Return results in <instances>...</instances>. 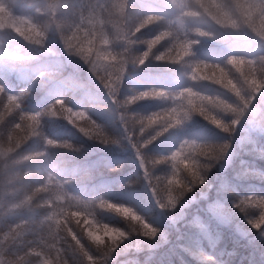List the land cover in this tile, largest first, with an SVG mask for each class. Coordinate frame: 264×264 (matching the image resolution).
<instances>
[{
  "label": "clouds",
  "instance_id": "9594fccd",
  "mask_svg": "<svg viewBox=\"0 0 264 264\" xmlns=\"http://www.w3.org/2000/svg\"><path fill=\"white\" fill-rule=\"evenodd\" d=\"M130 9L125 16L126 39L120 40L119 31L114 37L100 35V40L112 41L99 50L104 56H86L77 50L74 58L64 57L80 27L77 19L36 17L37 39L23 36L21 42L8 33V39L26 47L30 55L24 62L8 61L0 70V92L6 93L3 103H11L22 122L36 117L31 125L9 124L8 139L14 138L15 145L8 159L14 163L47 160L52 150H70V166L84 173L74 178L75 183L94 180L99 167L112 171L122 166V161L104 157L89 159L94 150L130 149L141 171L135 179L131 175L123 179L121 186L143 181L145 195L170 217L186 215L185 206L195 201L196 190L207 196L215 188V198L206 199L203 211L217 224L224 223L216 215L217 208L223 207L230 217L242 214L256 230L251 240L264 242V221L259 226L253 223L264 214V188L259 193L240 191L251 181L264 185V167L257 165L258 160L264 161V0H189L174 13L180 18L179 28L174 19L146 14L135 5ZM153 22L159 30L145 36L142 29ZM205 40L218 49L200 54L197 46ZM177 50H182L179 56L174 55ZM150 61L175 66L180 87L149 82L140 88L133 83L123 92L125 79L147 81L137 70ZM24 73L30 80H22ZM12 81L19 85L15 90ZM29 88L51 98L50 102L33 110ZM149 98L167 101V105L150 111L134 108ZM196 116L211 127L190 130L187 125ZM44 118L53 126L66 122L70 129L65 138L49 136ZM165 134L171 137L167 154L150 151L149 146ZM81 152H86L85 158L76 159ZM162 164L167 171L158 174L156 169ZM229 168H234L232 181L214 185L213 170L224 173ZM10 175L18 187L9 189L15 198L8 207L29 213L43 208V212L39 218L30 215L8 225L3 236L5 240L11 237L13 243L0 248V264H144L131 253L138 250L142 237L154 239L161 229L130 198L68 196V185H61L65 178L61 170L41 165L13 169ZM229 195L233 198L228 199ZM196 219L202 217L197 214ZM205 225L208 232L215 231L214 243L219 244L222 232L213 229L210 221ZM17 237L21 238L18 243Z\"/></svg>",
  "mask_w": 264,
  "mask_h": 264
},
{
  "label": "trees",
  "instance_id": "16d2710c",
  "mask_svg": "<svg viewBox=\"0 0 264 264\" xmlns=\"http://www.w3.org/2000/svg\"><path fill=\"white\" fill-rule=\"evenodd\" d=\"M39 1V0H38ZM37 0L34 2V0H22V2H26L28 3V5L31 7H29L28 5H26V8L22 9V11H20L19 13V16H16L17 18H14V17H11L9 19V23L10 25L12 26L13 29H16V36L20 37V41L22 40L23 41V36L24 35H27L29 36L30 38L32 39H37L38 38V28L36 27L35 28V25H36V22H35V18L36 17H43L44 19H48L49 16H50V19L53 20V21H60V20H63V21H66L67 19V15L69 13H73L75 12V7H72L71 3L69 2V0H64V6L61 7V8H64V10H60L58 11L59 9L61 8H55L56 11H54V9L52 10L51 7H50V2L49 0H41L38 2ZM31 2V4H30ZM43 2V3H42ZM186 4L187 2H189V0H185ZM141 3V4H140ZM137 2L134 0V2H132V5H135L136 8L138 10H144V12H146V14H150L152 13L153 15H159V17L161 18H164V14L161 13L158 5H153V6H148L146 3H144L143 1L141 2ZM49 4V5H48ZM140 4V5H139ZM33 5V6H32ZM47 5V6H46ZM34 6H38L37 8H35ZM49 6V7H48ZM140 6H143V7H140ZM32 7H34L32 9ZM41 7V8H40ZM46 7V8H45ZM50 8V9H49ZM42 9V11H41ZM45 9V10H44ZM26 10V11H25ZM68 10V12H67ZM131 11V9L129 8V11L127 13H129ZM6 12V10L4 11ZM50 12V13H49ZM60 12V13H59ZM149 12V13H148ZM188 12V9L185 8V13L187 14ZM39 13V14H38ZM41 14V15H40ZM45 14V15H44ZM117 14H123V10L122 9H118L117 11ZM150 14V15H152ZM37 15V16H35ZM43 15V16H42ZM124 15V14H123ZM33 17V18H32ZM62 17V18H60ZM55 18V19H54ZM26 20L27 23H26ZM21 23H20V22ZM33 23H32V22ZM16 22V23H15ZM19 22V24H17ZM24 23V24H23ZM154 23V24H153ZM152 24H150L149 26H147L146 28L142 29V32L145 33V36H148V35H151L153 33L156 32V30L158 31L159 30V26H158V23L156 22H153ZM15 24V25H14ZM23 24V25H21ZM18 25V26H17ZM157 26V28H156ZM19 29H18V28ZM153 27V28H151ZM22 28V29H21ZM25 28H29L30 30L28 29H25ZM26 31H25V30ZM37 31H36V30ZM32 30V31H31ZM34 30V31H33ZM19 31V32H18ZM29 34H27L28 32ZM88 31V32H87ZM87 31H82L80 33V35L78 37H74L76 40V46H84L85 47V51H88V50H92L96 44V40L98 39V35H97V32H96V29L95 30H87ZM94 31V32H93ZM23 32V33H22ZM90 32V33H89ZM8 33L9 32H5V31H2V35L5 36V41L7 42V44H9L10 46H12L13 48H16L18 50H20L22 52L23 55L25 56H29L30 53L28 51V49L26 47H22L19 43H14L13 41L9 40L8 39ZM34 34V36H33ZM96 37H94V35ZM93 37V38H92ZM73 39V37H72ZM71 39V40H72ZM85 39V41H84ZM71 40L69 42V45H68V49L72 46V43H71ZM80 40V41H79ZM21 41V42H22ZM88 42V43H87ZM90 42V43H89ZM207 42V41H206ZM210 42V41H209ZM207 42V44L209 43ZM83 43V44H82ZM212 43V42H210ZM18 44V45H17ZM82 44V45H81ZM19 46V47H18ZM92 46V47H91ZM142 47V46H141ZM26 50V52H25ZM174 55L176 56L177 55V52L174 53ZM8 61H14L16 62L15 60L13 59H10V58H6V57H0V69L2 70L5 65H6V62ZM158 62V61H157ZM167 63V62H166ZM169 64V63H168ZM167 65V64H166ZM165 65V66H166ZM159 66H164V65H159ZM158 69V68H156ZM161 72L162 73H167L168 70L161 67ZM160 72V74H161ZM219 75V74H218ZM162 76V75H160ZM22 80L23 81H28L30 80V75L28 73H26L25 77L22 76ZM14 86V87H13ZM19 85L17 84L16 81H12L11 82V87L12 89H16ZM32 90H28V94L31 95L32 99H30V103H31V107L33 110H39L40 107L44 106L45 104L49 103L51 98L49 97H45L42 93H39V92H33ZM31 93V94H30ZM34 96V97H33ZM6 97V93L4 92H0V148L3 150L2 153L0 154V177H2V180L0 179V246H8L10 245L11 243H13V241L11 240V237L8 238V240H5L4 239V236H3V232L5 231V229L8 227L9 224H14V223H17L18 220H20L21 218L23 219H28V217L30 215L32 216H35L36 218H39L41 215H42V212H43V208H37L35 209L32 213H29L27 212L26 210H15V209H12V208H9L8 207V204L11 200H13L15 198V193L11 192L9 189L10 187L12 186H17L16 185V181L11 177L10 175V171L12 169H21L24 168V167H27V166H31L34 167L38 164V165H41L42 167L44 168H54V169H60L61 167V164L64 165L66 164L65 162L67 163H70L71 162V155H70V150H65V149H56V150H52L53 151V156L48 158L47 160H41L39 158L35 159L33 158V160L31 162H12V161H8L9 159L6 158L8 157L11 153L9 151L10 148H12V146L14 147L15 145V139L13 138L12 140H9L8 139V127H9V124L12 123V122H17L18 123H26V124H34V121L31 120V119H27L25 121H20V119L18 118L19 117V113L17 112V110L15 109V107L9 103L7 105H5L3 103V100L4 98ZM40 97V98H39ZM35 98V99H34ZM43 98V99H42ZM49 98V99H48ZM40 101V102H39ZM44 103H43V102ZM17 103H19V101H17ZM38 105V106H37ZM28 105L25 104L24 107H27ZM37 106V107H36ZM18 118V119H17ZM47 121V122H46ZM46 122V124H45ZM43 123H44V130L47 128H49V132L50 133H47V131L45 130V132L49 135V136H53L54 135H58L60 136L61 138H65L66 136V133L67 131L70 129V126L67 125L66 122L64 121H60L58 123V127L57 126H53L51 124V122L49 121V119L47 118H44L43 120ZM206 125V123H204ZM197 126L201 127L202 124H196ZM208 125V124H207ZM53 127V128H52ZM197 128V127H196ZM52 130V131H50ZM55 132V133H53ZM58 132V133H57ZM60 134V135H59ZM21 135H23V133H21ZM65 135V136H64ZM11 146V147H10ZM37 146L33 145V150H38ZM4 149H7L6 151H4ZM55 151L56 154H55ZM4 152V153H3ZM63 152V153H62ZM69 152V153H68ZM68 153V154H67ZM67 154V155H66ZM7 155V156H6ZM60 155V157H59ZM70 155V156H68ZM86 156V153L84 154V152H81L79 153L77 156H76V159H79V160H83L85 157L83 156ZM67 156V157H66ZM98 157H102V156H98ZM98 157H94L92 158V160H96ZM54 158V159H53ZM89 158V157H88ZM244 159H252L251 157H243ZM7 160V162L5 160ZM61 159V160H59ZM238 160L236 161V163L238 164L239 163V157L237 158ZM37 160V161H36ZM39 160V161H38ZM53 160V161H51ZM113 160H116V161H122V166L119 167V168H116L115 170H112L110 172H108L109 170L107 168H104V167H99L97 169V177H95L96 179L92 180V181H88V180H82V181H76L75 183H73L74 181V178L77 177V176H83V171H77L76 173H74L75 171L72 170V167L69 165H67V170L64 171V170H61L62 171V174L64 175V179L65 180H62L61 181V185H68L69 187H67L66 191H67V194L68 196H73V197H80V196H84V197H90V196H93L94 194H100L104 189H107V191L110 192V197H112V199H122V198H130L132 200V202L136 205L137 209L145 216V218H148L147 217V214H148V209L147 207L145 208V206L143 204H140L142 202V197L144 196V189H143V182L141 181L140 184L139 183H136L134 185H127V184H124L123 186L120 185V182L129 177V175H131V178L132 179H135L136 178V175L140 173V169L139 168H136L134 167L133 164H131L129 161V159H113ZM61 162H64V163H61ZM39 162H41L39 164ZM56 162V163H54ZM4 163V164H3ZM10 163V164H9ZM21 163V164H20ZM29 163V164H28ZM5 164H8V165H5ZM15 164V165H14ZM19 164V165H18ZM36 164V165H35ZM22 165V166H21ZM132 165V166H131ZM257 165L259 167H264V162L263 161H257ZM54 166V167H53ZM9 167V168H8ZM20 167V168H19ZM33 167V168H34ZM56 167V168H55ZM127 167V168H126ZM129 167V168H128ZM161 170V174L165 173V171L162 169V167L158 166ZM102 168V169H101ZM126 168V169H125ZM7 169L9 171H7ZM107 169V171H106ZM137 169V170H136ZM231 169V170H229ZM227 173H220L217 177V180L216 181H220V180H228L229 178V181H232V174H233V171H234V168H229ZM6 170V171H5ZM104 172H102V171ZM118 170V171H117ZM5 171V173H4ZM71 171V172H70ZM106 171V172H105ZM122 171V172H121ZM139 171V172H138ZM80 174H79V173ZM102 174H99L101 173ZM108 172V173H107ZM115 172V174L113 173ZM117 172V173H116ZM121 172V173H120ZM67 173V174H66ZM112 173V174H110ZM231 173V174H230ZM2 174V175H1ZM5 174V175H3ZM108 174V175H107ZM134 174V175H132ZM136 174V175H135ZM225 175V176H224ZM6 176V177H5ZM100 176V177H99ZM231 177V178H230ZM100 178V179H99ZM103 181H102V179ZM99 179V180H98ZM110 181H109V180ZM118 179V180H117ZM121 180V181H120ZM67 181V182H66ZM70 181V183H69ZM98 181V182H97ZM109 181V183H108ZM113 181V182H112ZM100 182V183H99ZM105 182V183H104ZM234 182V181H233ZM258 182V183H256ZM87 183V184H86ZM89 183V184H88ZM102 183V184H101ZM108 183V184H107ZM117 183V185H116ZM83 184V185H82ZM106 184V185H105ZM139 184V185H138ZM135 185L139 186V187H135ZM214 185H218L217 183H215ZM96 186V188H95ZM101 186V187H100ZM103 186V187H102ZM132 186V188H131ZM247 188H246V187ZM241 186L240 188V191L241 192H245V191H251V192H257L259 193L261 190H262V187L264 188V185H262L259 181H251L249 184H245ZM252 186V187H250ZM76 187V189L74 188ZM97 187L99 189H97ZM106 187V188H105ZM109 187V188H107ZM119 188L118 189H114V188ZM249 187V188H248ZM255 187V188H253ZM121 188V189H120ZM243 188H246V189H243ZM65 191V189L63 188H60L58 189L59 191ZM102 189V190H101ZM75 190V191H74ZM101 190V191H100ZM114 190V191H113ZM62 191V192H63ZM71 191V192H70ZM98 191V192H97ZM121 191V193H120ZM132 191H134L132 193ZM215 188H213V190H211L209 193H208V197L206 198H202V199H199L198 201H195L193 202L191 205H189V209L187 208V213H186V216L185 218L186 219H183V224H179L177 225V227L175 229H177L176 231H173V234L172 233V230L168 229L166 225H157V227H159L161 229V226L162 230L161 229V234H162V243H160V245L156 246L155 248L151 249V251L149 252L150 254H147L146 252H140V250L138 251H135L133 253H131V255L133 256H137L139 258V260L142 262H144V264H170L172 262V264H200V262L197 261V259H195L194 257H192L191 255L188 254V251L185 250L186 248H196V249H199L201 252L204 251L203 253L206 254L208 257L211 258V261L210 262H206V263H201V264H217L218 261H225L227 264H229L228 262H230L231 264H264V243L262 241H259V240H256V241H253L249 238V235L247 232V229H246V232H243V231H239L236 227H234L231 222H225L223 224H217L216 220H213L210 216L207 215L206 217V212L203 211V205L205 204L206 202V199H212L214 198L215 196ZM129 195H128V193ZM137 192V193H136ZM139 192V193H138ZM93 193V194H91ZM131 193V194H130ZM136 193V194H135ZM83 194V195H82ZM122 194V195H121ZM115 195V196H114ZM118 195V196H117ZM121 195V196H120ZM131 195V197H130ZM142 195V197H141ZM114 196V197H113ZM123 196V197H122ZM127 196V197H126ZM133 196V197H132ZM138 198H137V197ZM140 196V197H139ZM210 196V197H209ZM231 198H233L231 195H229ZM118 197V198H117ZM121 197V198H120ZM228 197V198H230ZM134 198V199H132ZM141 198V199H140ZM137 201H136V200ZM138 199H139V202H138ZM134 200V201H133ZM136 201V202H135ZM201 201V203L199 202ZM138 202V203H137ZM137 203V204H136ZM198 203V204H197ZM204 203V204H203ZM72 204L75 205L76 204V200H73L72 201ZM143 205V206H141ZM199 206V207H198ZM191 208V209H190ZM141 209V210H140ZM193 209V210H192ZM74 210V208L72 209ZM189 210V212H188ZM198 210V212H197ZM201 210V214H199V211ZM203 212V213H202ZM16 214V215H15ZM197 214H199L200 217H202L201 220L197 221L196 218H193V216H197ZM204 214H205V217H204ZM190 215V216H189ZM13 216V217H12ZM149 219V218H148ZM190 219V220H189ZM208 219V220H207ZM210 221V223L212 224L213 226V229H219L220 231H222L223 233V238L221 240V242L219 244H215L214 243V238H215V231L213 232H208L206 230V225H205V221ZM192 221V223H191ZM194 221V222H193ZM188 226H187V224ZM200 222V223H199ZM214 223V224H213ZM199 224V226H198ZM216 224V225H215ZM227 224V225H226ZM184 225V226H183ZM191 225V227H190ZM156 226V225H154ZM187 226V227H186ZM198 226V227H197ZM203 226V227H202ZM215 226V227H214ZM227 226V227H226ZM165 227V228H164ZM182 227V228H180ZM187 228V229H186ZM194 230H193V229ZM229 228V229H228ZM233 228V229H232ZM179 229V230H178ZM204 229V230H203ZM227 229V230H226ZM168 230V231H167ZM200 230H203V231H200ZM225 230V231H224ZM195 231V232H194ZM200 231V232H199ZM235 231V232H234ZM192 232V233H191ZM199 232V233H198ZM237 232V233H236ZM188 233V234H187ZM202 235H201V234ZM203 233L204 236H203ZM232 235H231V234ZM235 233V234H234ZM194 234V235H193ZM200 234V236H199ZM167 235L169 237H167ZM173 235V236H172ZM178 235V236H176ZM188 235V236H187ZM197 235V236H196ZM228 235V236H227ZM231 235V236H230ZM176 236V237H175ZM182 238H181V237ZM188 237V240H187V237ZM203 236V237H202ZM28 239H31L32 236L29 235L27 237ZM165 238V240H164ZM195 238V239H194ZM227 238V239H226ZM233 238V239H232ZM239 238V241H237ZM21 238L20 237H17V241L16 243H18V241L20 240ZM179 239V240H178ZM198 239V240H197ZM205 239V240H204ZM208 239V240H206ZM230 239V240H229ZM249 239V240H248ZM175 240V241H174ZM181 240V241H180ZM203 240V241H202ZM164 241V242H163ZM191 241V242H190ZM205 241V242H204ZM234 241V242H232ZM237 241V242H236ZM251 241V242H250ZM53 242V241H52ZM194 242V243H192ZM228 242V243H227ZM236 242V243H235ZM255 244H254V243ZM54 243V242H53ZM56 243V246L57 247H60L61 245L58 244L57 242ZM166 243H167V246H166ZM169 243V245H168ZM244 243V244H243ZM173 244V245H172ZM209 244V245H208ZM224 244V245H223ZM164 245V246H163ZM181 245H185V247H180ZM207 245V246H206ZM231 245V246H230ZM245 246V247H242V246ZM255 245V246H254ZM228 246V247H227ZM236 246V247H235ZM165 247V248H164ZM167 247V248H166ZM173 247V248H172ZM178 247V248H177ZM219 249H218V248ZM259 247V248H258ZM173 250H172V249ZM180 248V249H179ZM182 248V249H181ZM215 248V249H214ZM240 248V249H238ZM244 248V249H242ZM252 248V249H251ZM159 249V250H158ZM214 249V250H213ZM238 249V250H237ZM251 249V250H250ZM257 249V250H256ZM181 250V251H180ZM212 250V251H211ZM233 250V251H232ZM39 251V250H37ZM154 251V252H153ZM168 251V252H167ZM172 251V253H171ZM215 251V252H214ZM237 251V255L233 256V253ZM53 252H55V250H53ZM210 252V253H209ZM250 253V254H247V253ZM257 252V253H256ZM140 253V254H139ZM154 253V254H152ZM159 253V254H158ZM186 253V255H185ZM215 253V254H214ZM256 253V254H255ZM156 254V255H155ZM166 254V255H165ZM212 254V256H211ZM242 254V255H241ZM255 256V257H253ZM164 255V256H163ZM185 255V256H184ZM188 255V256H187ZM251 255V259L249 258V256ZM261 255V256H260ZM52 256L53 258H55L56 256V252H55V255L52 253ZM142 256V257H141ZM148 256V257H146ZM246 256V257H245ZM121 257V258H120ZM119 259H125L124 256H120ZM145 259H144V258ZM152 257V258H151ZM169 257V258H168ZM171 257V259H170ZM180 257V258H179ZM253 257V258H252ZM157 258V259H156ZM177 258V259H176ZM192 258V259H191ZM225 258V259H224ZM227 258V259H226ZM235 258V260H234ZM263 258V259H262ZM173 259V260H172ZM176 259V260H175ZM191 259V260H190ZM216 259V260H215ZM253 259V260H252ZM182 260V261H181ZM184 260V261H183ZM187 260V261H186ZM193 260V261H192ZM215 260V261H214ZM230 260V261H229ZM250 260V261H249ZM259 260V261H258ZM157 261V262H155ZM179 261V262H178ZM190 261V262H189ZM254 261V262H253ZM257 261V262H256ZM168 262V263H167ZM175 262V263H174ZM215 262V263H214ZM250 262V263H249ZM259 262V263H258Z\"/></svg>",
  "mask_w": 264,
  "mask_h": 264
},
{
  "label": "rangeland",
  "instance_id": "374dc122",
  "mask_svg": "<svg viewBox=\"0 0 264 264\" xmlns=\"http://www.w3.org/2000/svg\"><path fill=\"white\" fill-rule=\"evenodd\" d=\"M118 1H119V3H118ZM135 1H138V2L143 1L148 6H153L154 4L158 5L161 13L165 15L164 18L168 17V18L176 20L177 21V27L179 28L180 18L175 16L174 13L176 11L177 6L186 5L185 0H135ZM49 2L51 4L50 6H52L51 8H54V11H56L55 8H61L64 6V0H49ZM69 2L71 3L72 7H75V12L69 13L67 15L66 21H70L72 19H77V20L81 21V24H80V27L76 29L78 31H76L75 35L73 36V39L71 41L72 46L69 49L67 48V50L63 53L65 58L67 56L66 59L74 58L77 50H80L81 53L83 55H86V56L90 55V54H96V53H99L101 56L106 55V53L99 52V50L102 47H109L111 45V42H112L110 39L100 40L98 38L96 40V44H95L94 48L92 50L85 51V47L84 46H76V40H74L75 39L74 37H78L79 34L81 33V31H87L88 29L89 30H95L96 29L98 37H100V35L102 33H106L109 36L114 37L115 33L117 31H119L120 40L126 39V37L124 36V31H125V28H124L125 19L124 18L128 14L127 12L129 11V6L132 5V2H134V0H121V1L120 0H116V1H114V0H69ZM120 2H122V3H120ZM116 4L117 5L119 4L118 6H120V7H118ZM120 4L121 5L124 4V5H122L123 8L121 7ZM26 5H27V3L22 2V0H0V57L10 58V59L15 60L16 62H24L27 60L28 56L23 55L20 50L13 48L9 44H7V42L5 41V36L2 35V31H5V32L12 33L13 35L16 36V33H14V32H16V29L12 28V26L9 23V19L11 17L17 18L16 16H19V14H20L19 12L22 11V9H24L26 7ZM115 7H116V11L114 9H112ZM117 8L122 9L124 15L117 14V11H118ZM5 10H6V12H4ZM60 10L63 11L64 8H61L58 11H60ZM67 12H68V10H67ZM108 13H109V15H108ZM112 14H113V16H112ZM150 14H152V13H150ZM113 23H115V24L112 25ZM107 26H109V27H107ZM24 36H27V35H24ZM205 41H207V40H205ZM205 41H203L202 44L197 46V51L200 52V54H204V52H205L204 49L212 50V51H216L218 49V46L216 44H214L213 42L211 44L210 43L207 44V42H205ZM181 51L182 50H177V52L179 54L177 53L176 56H179ZM225 54H227V53H225ZM71 55H73V56H71ZM211 58H215V57L213 56ZM147 63L151 64L150 65L151 67H149V64L147 65ZM165 64H166V62H164V61L163 62L161 61L159 63L157 61L146 62V64L143 67L141 66V68L138 69L137 71L139 73L143 74L147 78V81L134 82V81H129L128 79H125L122 91L125 93L128 92L130 86L133 83H135L136 87H140V88L149 86V82L151 84H154L155 86H158V87L173 88V89L180 87V82L175 78V76L173 75L174 72L172 71V69H174L175 66L174 67L172 65L170 66V64H167L165 66ZM153 65H154V67H152ZM159 65H164V67L159 66ZM161 67L168 69L169 73L167 72V73H161L160 74ZM145 68H146V70H145ZM155 68H158V69H155ZM141 69H143V70H141ZM25 75H26V73L23 74V76H25ZM160 75H162V76H160ZM162 84H164V85H162ZM140 103H142V104H140ZM137 104H138V106L135 105L134 108H136V109L139 108L138 110H142V111L143 110L144 111L145 110L150 111V110H156L160 107L166 106L167 101H163V100H160L158 98H149V99L139 101ZM147 108H148V110H147ZM204 123L207 124V122L204 121L202 118H200L199 116H196L194 118V120L187 125V127L190 128V130H198L202 127H211L210 125H205ZM196 124H202V126L199 127ZM196 127H197V129H195ZM170 144H171V137L169 136V134H165V136L163 138L161 137L159 140L154 142L153 145H150L149 150L152 152H155V153L167 154L169 147H170ZM87 147L94 149V146L91 144H89ZM6 150L7 149H4V151H6ZM2 151L3 150L0 148V154L2 153ZM84 153H86V152H84ZM91 155L89 156V159H91V160L95 156L96 157L102 156V157L108 158V159H114V158L115 159L116 158L117 159H124V158H126V159H129V162L131 164H133L135 167L134 157H133L130 149L128 150V152H120L118 150L98 151L97 152L94 150ZM110 157H112V158H110ZM54 163H56V162H54ZM60 163H63V162L60 161ZM65 163L67 165L70 164L67 162H65ZM66 164L61 165L60 169L66 171L67 170ZM136 165L139 167L138 163H136ZM159 166L162 167V169L165 172L167 171V165L162 164ZM72 170L75 171L74 173H76L78 171L77 169H73V168H72ZM158 170L159 171L161 170L159 167H157L156 172L158 174H161L160 173L161 171L159 172ZM225 173H227V170L225 171ZM219 174H220L219 172H217L216 170H213V172L211 174L213 184H215V183L219 184L220 181H216L217 177L220 176ZM96 177H97V175H96ZM145 192H146V190L144 188V193ZM250 192L251 191H245L242 193H250ZM105 193L110 194V192L107 191L106 189L104 190V192L102 191L100 194H105ZM94 195H97V194H94ZM194 195H195V201H198L199 199L208 197V194H207V196L201 195L200 190H196ZM142 198H144V199H142V202H143L142 204L144 206H147V204L150 203V205L152 207L151 208L148 204V206H147V209H148L147 217L149 219L148 218H146V219L149 220V222L152 223L153 225H154V223L156 225L158 222H159L157 224L158 226L166 224V226H168L169 229L171 228L170 230L173 229L172 230V232H173V231L177 230V229H175L177 227V225L182 224L183 219H186L185 218L186 215L172 216V217L165 215V213L162 210L157 209V207L155 206V202L150 197V195L146 196L144 194V196ZM228 199H232V198H228ZM195 201H192L189 204L191 205ZM189 204L186 205V207H185V210H184L185 213L187 212V208H188ZM151 210H153V211H151ZM150 212L152 214H150ZM215 212H216L217 217L222 218L225 222H228V221L231 222V224L234 227H236L239 231L246 232V229H247L246 233H248L249 237L256 234V230L252 229L251 225L247 224V222L243 219L242 214L234 213L230 217L226 214L225 209L223 207L217 208L215 210ZM219 213H220V215H219ZM156 216H158V217H156ZM193 218H196V216H193ZM159 238H162L161 232L157 233L156 237L154 238L155 240L142 237L141 241H140V245L138 247V250L141 249L140 252L149 253L151 251V249L156 247L155 245H157V246L160 245V242L162 239L159 240ZM254 241H256V240H254ZM149 244L151 245L152 248L148 247ZM3 247H4L3 245L0 246V248H3ZM186 250L188 251L189 255H191L195 259L199 260L200 262H210L211 261V258L208 257L207 255H205L199 249L186 248ZM54 255H55V253H54ZM45 259H48V257H45Z\"/></svg>",
  "mask_w": 264,
  "mask_h": 264
},
{
  "label": "bare ground",
  "instance_id": "6f19581e",
  "mask_svg": "<svg viewBox=\"0 0 264 264\" xmlns=\"http://www.w3.org/2000/svg\"><path fill=\"white\" fill-rule=\"evenodd\" d=\"M35 1H36V0H34V2H35ZM37 1H38V0H37ZM39 1H41V0H39ZM39 1H38V2H39ZM42 1H43V0H42ZM114 1H116V0H114ZM120 1H121V0H120ZM28 2H29V0H28ZM50 2H51V1H50ZM137 2H138V1H137ZM35 3H36V2H35ZM42 3H43V2H42ZM110 3H111V2H110ZM110 3H109V4H110ZM113 3H114V2H113ZM118 3H119V1H118ZM120 3H122V2H120ZM130 3H131V2H130ZM139 3H140V1H139ZM187 3H188V2H187ZM30 4H31V2H30ZM36 4H38V3H36ZM127 4H128V3H127ZM140 4H141V3H140ZM140 4H139V5H140ZM27 5H28V3H27ZM48 5H49V4H48ZM50 5H51V4H50ZM116 5H117V4H116ZM118 5H119V4H118ZM118 5H117V6H118ZM120 5H121V4H120ZM122 5H124V4H122ZM122 5H121V7H122ZM28 6H29V5H28ZM30 6H31V5H30ZM30 6H29V7H30ZM32 6H33V5H32ZM46 6H47V5H46ZM34 7L37 8L38 6H37V7L34 6ZM34 7H32V9H33ZM48 7H49V6H48ZM50 7H52V6H50ZM109 7H110V6H109ZM118 7H120V6H118ZM140 7H143V6H140ZM25 8H26V7H25ZM30 8H31V7H30ZM40 8H41V7H40ZM45 8H46V7H45ZM122 8H123V7H122ZM129 8H130V6H129ZM26 9H28V8H26ZM49 9H50V8H49ZM51 9H52V8H51ZM53 9H54V8H53ZM53 9H52V10H53ZM112 9H114V10L116 11V7H115V8H112ZM118 9H119V8H117V10H118ZM44 10H45V9H44ZM142 10H143V9H142ZM25 11H26V10H25ZM41 11H42V9H41ZM143 11H144V10H143ZM49 13H50V12H49ZM59 13H60V12H59ZM112 13H113V12H112ZM125 13H126V12H125ZM145 13H146V12H145ZM148 13H149V12H148ZM38 14H39V13H38ZM114 14H115V13H114ZM123 14H124V13H123ZM123 14H122V15H123ZM40 15H41V14H40ZM44 15H45V14H44ZM108 15H109V13H108ZM152 15H153V14H152ZM155 15H156V14H155ZM35 16H37V15H35ZM42 16H43V15H42ZM112 16H113V14H112ZM158 16H159V15H158ZM38 17H39V16H38ZM32 18H33V17H32ZM60 18H62V17H60ZM46 19H47V18H46ZM48 19H50V16H49ZM54 19H55V18H54ZM124 19H125V18H124ZM113 20H114V19H113ZM113 20H112V21H113ZM119 20H120V19H119ZM27 21H28V20H26V23H27ZM116 21H117V20H116ZM19 22H20V21H19ZM19 22H18L17 24H19ZM31 22H32V21H31ZM35 22H36V20H35ZM15 23H16V22H15ZM20 23H21V22H20ZM32 23H33V22H32ZM23 24H24V23H23ZM23 24H21V25H23ZM114 24H115V23H113L112 25H114ZM153 24H154V23H153ZM155 24H156V22H155ZM14 25H15V24H14ZM107 25H108V24H107ZM110 25H111V24H110ZM17 26H18V25H17ZM120 26H121V25H120ZM148 26H149V25H148ZM107 27H109V26H107ZM112 27H113V26H112ZM146 27H147V26H146ZM17 28H18V27H17ZM35 28H36V25H35ZM110 28H111V27H110ZM151 28H153V27H151ZM156 28H157V26H156ZM18 29H19V28H18ZM21 29H22V28H21ZM25 29L30 30L29 28H25ZM25 29H24V30H25ZM35 30H36V29H35ZM100 30H101V29H100ZM25 31H26V30H25ZM31 31H32V30H31ZM33 31H34V30H33ZM36 31H37V30H36ZM76 31H78V30H76ZM76 31H75V32H76ZM80 31H81V30H80ZM97 31H98V30H97ZM156 31H157V30H156ZM18 32H19V31H18ZM27 32H28V31H27ZM37 32H38V31H37ZM81 32H82V31H81ZM87 32H88V31H87ZM93 32H94V31H93ZM14 33H16V32H14ZM22 33H23V32H22ZM89 33H90V32H89ZM101 33H102V32H101ZM101 33H100V34H101ZM27 34H29V32H28ZM79 35H80V34H79ZM93 35H94V34H93ZM33 36H34V34H33ZM37 36H38V35H37ZM18 37H19V36H18ZM28 37H29V36H28ZM94 37H96V36L94 35ZM19 38H20V37H19ZM92 38H93V37H92ZM98 38H99V37H98ZM35 39H36V38H35ZM21 41H22V40H21ZM71 41H72V40H71ZM79 41H80V40H79ZM84 41H85V39H84ZM205 42H206V41H205ZM207 42H209V41H207ZM87 43H88V42H87ZM89 43H90V42H89ZM209 43H210V42H209ZM82 44H83V43H82ZM82 44H81V45H82ZM201 44H202V43H201ZM204 44H205V43H204ZM210 44H211V43H210ZM17 45H18V44H17ZM18 47H19V46H18ZM91 47H92V46H91ZM202 47H203V46H202ZM208 47H209V46H208ZM214 47H215V46H214ZM214 49H215V48H214ZM204 50H206V49H204ZM199 51H200V50H199ZM25 52H26V50H25ZM176 52H177V51H176ZM174 53H175V52H174ZM177 53H178V52H177ZM199 53H200V52H199ZM178 54H179V53H178ZM69 55H70V54H69ZM71 56H73V55H71ZM71 56H70V57H71ZM66 58H67V56H66ZM162 62H163V61H162ZM154 63H155V62H154ZM158 63H159V62H158ZM148 64H149V63H147V65H148ZM152 64H153V63H152ZM160 64H161V63H160ZM166 64H168V63H166ZM166 64H165V65H166ZM150 65H151V64H149V67H151ZM157 65H158V64H157ZM170 66H171V65H170ZM142 67H143V66H142ZM152 67H154V65H153ZM163 67H164V66H163ZM173 67H174V66H173ZM173 67H172V68H173ZM167 68H168V67H167ZM155 69H156V68H155ZM165 69H166V68H165ZM0 70H1V69H0ZM141 70H143V69H141ZM145 70H146V68H145ZM167 70H168V69H167ZM172 71H173V69H172ZM161 73H162V72H161ZM168 73H169V71H168ZM172 73H173V72H172ZM173 75H174V74H173ZM24 77H25V76H24ZM154 77H155V76H154ZM154 80H155V79H154ZM162 85H164V84H162ZM13 87H14V86H13ZM14 90H15V89H14ZM30 90H31V89H30ZM31 93H32V92H31ZM31 93H30V94H31ZM36 93H37V92H36ZM33 94H34V93H33ZM33 97H34V96H33ZM39 98H40V97H39ZM30 99H32V97H31ZM34 99H35V98H34ZM42 99H43V98H42ZM48 99H49V98H48ZM49 100H50V99H49ZM39 102H40V101H39ZM42 102H43V101H42ZM43 103H44V102H43ZM140 104H142V103H140ZM37 106H38V105H37ZM37 106H36V107H37ZM137 106H138V104H137ZM148 107H149V106H148ZM138 109H139V108H138ZM147 110H148V108H147ZM143 111H144V110H143ZM145 111H146V110H145ZM18 118H19V117H18ZM18 118H17V119H18ZM47 119H48V118H47ZM26 120H27V119H26ZM197 120H198V119H197ZM14 122H15V121H14ZM17 122H18V121H17ZM46 122H47V121H46ZM46 122H45V124H46ZM29 125H30V124H29ZM206 125H207V124H206ZM193 126H194V125H193ZM193 126H192V127H193ZM57 127H58V126H57ZM52 128H53V127H52ZM46 129H47V128H46ZM46 129H45V130H46ZM189 129H190V128H189ZM195 129H197V128H195ZM47 130H48V131H47ZM47 130H46L47 133H50V132H49V128H48ZM50 131H52V130H50ZM53 133H55V132H53ZM57 133H58V132H57ZM53 135H54V134H53ZM56 135H57V134H56ZM59 135H60V134H59ZM60 136H61V135H60ZM64 136H65V135H64ZM166 137H167V136H166ZM166 137H165V138H166ZM162 138H163V137H162ZM162 141H163V140H162ZM162 141H161V142H162ZM10 147H11V146H10ZM12 147H13V146H12ZM36 149H37V148H36ZM60 150H61V149H60ZM56 152H57V151H55V154H56ZM97 152H98V151H97ZM62 153H63V152H62ZM68 153H69V152H68ZM68 153H67V154H68ZM67 154H66V155H67ZM84 154H85V153H84ZM56 155H57V154H56ZM6 156H7V155H6ZM68 156H70V155H68ZM82 156H83V155H82ZM91 156H92V155H91ZM0 157H1V156H0ZM8 157H9V156H8ZM8 157H6V158H8ZM59 157H60V155H59ZM66 157H67V156H66ZM83 157H85V156H83ZM95 157H96V156H95ZM98 158H100V157H98ZM110 158H112V157H110ZM35 159H37V158H35ZM53 159H54V158H53ZM114 159H115V158H114ZM4 160H5V159H4ZM59 160H61V159H59ZM94 160H95V159H94ZM112 160H113V159H112ZM237 160H238V159H237ZM5 161L7 162V160H5ZM8 161H10V160H8ZM36 161H37V160H36ZM38 161H39V160H38ZM51 161H53V160H51ZM128 162H129V161H128ZM260 162H261V161H260ZM263 162H264V161H263ZM24 163H25V162H24ZM40 163H41V162H39V164H40ZM63 163H64V162H63ZM3 164H4V163H3ZM9 164H10V163H9ZM20 164H21V163H20ZM28 164H29V163H28ZM60 164H61V163H60ZM5 165H8V164H5ZM14 165H15V164H14ZM18 165H19V164H18ZM35 165H36V164H35ZM37 165H38V164H37ZM61 165H62V164H61ZM21 166H22V165H21ZM131 166H132V165H131ZM259 166H260V165H259ZM33 167H34V165H33ZM53 167H54V166H53ZM135 167H136V168H139V167L136 165V162H135ZM8 168H9V167H8ZM19 168H20V167H19ZM21 168H22V167H21ZM34 168H35V167H34ZM55 168H56V167H55ZM126 168H127V167H126ZM126 168H125V169H126ZM128 168H129V167H128ZM73 169H74V168H73ZM101 169H102V168H101ZM139 169H140V168H139ZM232 169H233V168H232ZM9 170H10V169H9ZM9 170L7 169V171H9ZM12 170H13V169H12ZM98 170H99V169H98ZM136 170H137V169H136ZM229 170H231V169H229ZM5 171H6V170H5ZM5 171H4V173H5ZM79 171H81V170H79ZM101 171H102V170H101ZM106 171H107V169H106ZM106 171H105V172H106ZM117 171H118V170H117ZM140 171H141V170H140ZM158 171H159V170H158ZM227 171H228V170H227ZM61 172H62V171H61ZM70 172H71V171H70ZM96 172H97V171H96ZM102 172H104V171H102ZM102 172L99 173V174H102ZM108 172H110V171H108ZM108 172H107V173H108ZM121 172H122V171H121ZM121 172H120V173H121ZM138 172H139V171H138ZM159 172H160V171H159ZM78 173H79V172H78ZM80 173H81V172H80ZM80 173H79V174H80ZM113 173L115 174V172H113ZM116 173H117V172H116ZM214 173H215V172H214ZM5 174H6V173H5ZM5 174H3V175H5ZM66 174H67V173H66ZM83 174H84V173H83ZM110 174H112V173H110ZM230 174H231V173H230ZM1 175H2V174H1ZM96 175H97V174H96ZM107 175H108V174H107ZM132 175H134V174H132ZM135 175H136V174H135ZM232 175H233V174H232ZM224 176H225V175H224ZM5 177H6V176H5ZM95 177H96V176H95ZM99 177H100V176H99ZM230 178H231V177H230ZM0 179L2 180V177H0ZM95 179H96V178H95ZM99 179H100V178H99ZM99 179H98V180H99ZM101 179H102V178H101ZM231 179H232V178H231ZM64 180H65V179H64ZM108 180H109V179H108ZM117 180H118V179H117ZM228 180H229V178H228ZM79 181H82V180H79ZM83 181H84V180H83ZM91 181H92V180H91ZM102 181H103V179H102ZM109 181H110V180H109ZM109 181H108V183H109ZM120 181H121V180H120ZM66 182H67V181H66ZM97 182H98V181H97ZM112 182H113V181H112ZM69 183H70V181H69ZM73 183H74V182H73ZM99 183H100V182H99ZM104 183H105V182H104ZM108 183H107V184H108ZM256 183H258V182H256ZM86 184H87V183H86ZM88 184H89V183H88ZM101 184H102V183H101ZM139 184H140V183H139ZM139 184H138V185H139ZM82 185H83V184H82ZM105 185H106V184H105ZM116 185H117V183H116ZM120 185H121V184H120ZM138 185H137V186L135 185V187H139ZM244 186H245V185H244ZM68 187H69V186H68ZM100 187H101V186H100ZM102 187H103V186H102ZM245 187H246V186H245ZM250 187H252V186H250ZM73 188H74V187H73ZM95 188H96V186H95ZM105 188H106V187H105ZM107 188H109V187H107ZM113 188H114V187H113ZM131 188H132V186H131ZM246 188H247V187H246ZM246 188H243V189H246ZM248 188H249V187H248ZM253 188H255V187H253ZM262 188H263V187H262ZM74 189H76V187H75ZM97 189H99V188L97 187ZM114 189H115V188H114ZM116 189L119 190V188H116ZM116 189H115V190H116ZM120 189H121V188H120ZM143 189H144V188H143ZM61 190H62V189H61ZM101 190H102V189H101ZM101 190H100V191H101ZM104 190H105V189H104ZM104 190H103V192H104ZM106 190H107V189H106ZM145 190H146V189H145ZM62 191H63V190H62ZM62 191H61V192H62ZM74 191H75V190H74ZM113 191H114V190H113ZM70 192H71V191H70ZM97 192H98V191H97ZM133 192H134V191H132V193H133ZM214 192H215V191H214ZM253 192H254V191H253ZM120 193H121V191H120ZM127 193H128V192H127ZM136 193H137V192H136ZM136 193H135V194H136ZM138 193H139V192H138ZM68 194H69V193H68ZM91 194H93V193H91ZM98 194H99V193H98ZM105 194H106V193H105ZM108 194H109V193H108ZM130 194H131V193H130ZM133 194H134V193H133ZM82 195H83V194H82ZM121 195H122V194H121ZM121 195H120V196H121ZM128 195H129V193H128ZM114 196H115V195H114ZM114 196H113V197H114ZM117 196H118V195H117ZM214 196H215V195H214ZM122 197H123V196H122ZM126 197H127V196H126ZM130 197H131V195H130ZM132 197H133V196H132ZM136 197H137V196H136ZM139 197H140V196H139ZM141 197H142V195H141ZM209 197H210V196H209ZM229 197H230V196H229ZM110 198H112V197H110ZM117 198H118V197H117ZM120 198H121V197H120ZM128 198H129V197H128ZM137 198H138V197H137ZM230 198H231V197H230ZM132 199H134V198H132ZM140 199H141V198H140ZM142 199H144V198H142ZM135 200H136V199H135ZM133 201H134V200H133ZM136 201H137V200H136ZM136 201H135V202H136ZM144 201H145V200H144ZM138 202H139V199H138ZM138 202H137V203H138ZM149 202H150V201H149ZM199 202L201 203V201H199ZM137 203H136V204H137ZM139 203H140V202H139ZM142 203H143V202H141L140 204H142ZM152 203H153V202H152ZM148 204H149V206L151 207L150 203H148ZM148 204H147V206H148ZM197 204H198V203H197ZM203 204H204V203H203ZM189 205H190V204H189ZM141 206H143V205H141ZM147 206H145V208H146ZM155 206H156V205H155ZM143 207H144V206H143ZM185 207H186V206H185ZM188 207H189V206H188ZM198 207H199V206H198ZM151 208H152V207H151ZM155 208H156V207H155ZM157 209H158V208H157ZM188 209H189V208H188ZM190 209H191V208H190ZM140 210H141V209H140ZM158 210H159V209H158ZM192 210H193V209H192ZM149 211H150V210H149ZM151 211H153V210H151ZM188 212H189V210H188ZM197 212H198V210H197ZM200 212H201V210L199 211V214H201ZM153 213H154V212H153ZM186 213H187V212H186ZM202 213H203V212H202ZM150 214H152V213L150 212ZM15 215H16V214H15ZM219 215H220V213H219ZM219 215H218V216H219ZM189 216H190V215H189ZM12 217H13V216H12ZM156 217H158V216H156ZM204 217H205V214H204ZM206 217H207V214H206ZM206 217H205V218H206ZM154 219H155V218H154ZM158 219H159V218H158ZM155 220H156V219H155ZM189 220H190V219H189ZM207 220H208V219H207ZM207 220H206V221H207ZM148 221H149V220H148ZM151 221H152V220H151ZM153 221H154V220H153ZM197 221H198V220H197ZM154 222H155V221H154ZM193 222H194V221H193ZM158 223H159V222H158ZM158 223H157V224H158ZM185 223H186V222H185ZM191 223H192V221H191ZM199 223H200V222H199ZM157 224H156V225H157ZM182 224H183V223H182ZM186 224H187V223H186ZM213 224H214V223H213ZM9 225H10V224H9ZM154 225H155V223H154ZM165 225H166V224H165ZM180 225H181V224H180ZM215 225H216V224H215ZM220 225H221V224H220ZM226 225H227V224H226ZM181 226H182V225H181ZM183 226H184V225H183ZM187 226H188V224H187ZM187 226H186V227H187ZM198 226H199V224H198ZM198 226H197V227H198ZM162 227H163V226H161V229H162ZM173 227H174V226H173ZM188 227H189V226H188ZM190 227H191V225H190ZM214 227H215V226H214ZM226 227H227V226H226ZM164 228H165V227H164ZM167 228H168V227H167ZM180 228H182V227H180ZM168 229H169V228H168ZM170 229H171V228H170ZM186 229H187V228H186ZM192 229H193V228H192ZM228 229H229V228H228ZM232 229H233V228H232ZM162 230H163V229H162ZM172 230H173V229H172ZM178 230H179V229H178ZM193 230H194V229H193ZM203 230H204V229H203ZM203 230H200V231H203ZM226 230H227V229H226ZM163 231H164V230H163ZM167 231H168V230H167ZM200 231H199V232H200ZM224 231H225V230H224ZM159 232H161V231H159ZM194 232H195V231H194ZM199 232H198V233H199ZM203 232H204V231H203ZM213 232H214V231H213ZM221 232H222V231H221ZM234 232H235V231H234ZM172 233H173V232H172ZM191 233H192V232H191ZM236 233H237V232H236ZM250 233H251V232H250ZM173 234H174V233H173ZM187 234H188V233H187ZM200 234H201V233H200ZM200 234H199V236H200ZM204 234H205V233H203V236H204ZM222 234H223V233H222ZM230 234H231V233H230ZM234 234H235V233H234ZM252 234H253V233H252ZM174 235H175V234H174ZM193 235H194V234H193ZM201 235H202V234H201ZM231 235H232V234H231ZM231 235H230V236H231ZM172 236H173V235H172ZM176 236H178V235H176ZM176 236H175V237H176ZM187 236H188V235H187ZM187 236H186V237H187ZM196 236H197V235H196ZM203 236H202V237H203ZM227 236H228V235H227ZM162 237H163V236H162ZM167 237H169V236L167 235ZM180 237H181V236H180ZM181 238H182V237H181ZM224 238H225V237H224ZM224 238H223V239H224ZM160 239H162V238H159V240H160ZM194 239H195V238H194ZM226 239H227V238H226ZM232 239H233V238H232ZM249 239H251V238H249ZM249 239H248V240H249ZM154 240H155V239H154ZM164 240H165V238H164ZM178 240H179V239H178ZM187 240H188V237H187ZM197 240H198V239H197ZM204 240H205V239H204ZM206 240H208V239H206ZM229 240H230V239H229ZM161 241H162V240H161ZM174 241H175V240H174ZM180 241H181V240H180ZM188 241H189V240H188ZM202 241H203V240H202ZM222 241H223V240H222ZM237 241H239V238H238ZM237 241H236V242H237ZM253 241H254V240H253ZM18 242H19V241H18ZM53 242L55 243V241H53ZM163 242H164V241H163ZM190 242H191V241H190ZM204 242H205V241H204ZM220 242H221V241H220ZM232 242H234V241H232ZM236 242H235V243H236ZM250 242H251V241H250ZM160 243H162V242H160ZM192 243H194V242H192ZM227 243H228V242H227ZM253 243H254V242H253ZM255 243H256V242H255ZM255 243H254V244H255ZM58 244H59V243H58ZM243 244H244V243H243ZM256 244H257V243H256ZM154 245H155V244H154ZM168 245H169V243H168ZM172 245H173V244H172ZM208 245H209V244H208ZM216 245H217V244H216ZM223 245H224V244H223ZM61 246H62V245H61ZM61 246H60V247H61ZM155 246H157V245H155ZM163 246H164V245H163ZM166 246H167V243H166ZM206 246H207V245H206ZM230 246H231V245H230ZM241 246H242V245H241ZM254 246H255V245H254ZM158 247H159V246H158ZM227 247H228V246H227ZM235 247H236V246H235ZM242 247H245V246H242ZM151 248H152V247H151ZM154 248H155V247H154ZM164 248H165V247H164ZM166 248H167V247H166ZM172 248H173V247H172ZM172 248H171V249H172ZM177 248H178V247H177ZM189 248H190V247H189ZM217 248H218V247H217ZM258 248H259V247H258ZM179 249H180V248H179ZM181 249H182V248H181ZM214 249H215V248H214ZM214 249H213V250H214ZM218 249H219V248H218ZM238 249H240V248H238ZM238 249H237V250H238ZM242 249H244V248H242ZM251 249H252V248H251ZM251 249H250V250H251ZM158 250H159V249H158ZM172 250H173V249H172ZM185 250H186V249H185ZM189 250H190V249H189ZM256 250H257V249H256ZM140 251H141V249H140ZM143 251H144V250H143ZM180 251H181V250H180ZM211 251H212V250H211ZM232 251H233V250H232ZM153 252H154V251H153ZM167 252H168V251H167ZM202 252H204V251H202ZM214 252H215V251H214ZM52 253L54 254L55 252H52ZM171 253H172V251H171ZM189 253H190V252H189ZM209 253H210V252H209ZM256 253H257V252H256ZM256 253H255V254H256ZM139 254H140V253H139ZM147 254H150V253H147ZM152 254H154V253H152ZM158 254H159V253H158ZM214 254H215V253H214ZM237 254H238L237 251H235V252L233 253V256H235V255H237ZM247 254H250V253L248 252ZM155 255H156V254H155ZM165 255H166V254H165ZM185 255H186V253H185ZM185 255H184V256H185ZM205 255H206V254H205ZM241 255H242V254H241ZM251 255H252V254H251ZM251 255L249 256V258L251 257ZM137 256H138V255H137ZM163 256H164V255H163ZM187 256H188V255H187ZM208 256H209V255H208ZM211 256H212V254H211ZM252 256H253V255H252ZM260 256H261V255H260ZM141 257H142V256H141ZM146 257H148V256H146ZM245 257H246V256H245ZM253 257H255V256H253ZM253 257H252V258H253ZM120 258H121V257H120ZM139 258H140V257H139ZM143 258H144V257H143ZM151 258H152V257H151ZM168 258H169V257H168ZM179 258H180V257H179ZM122 259H123V258H122ZM144 259H145V258H144ZM156 259H157V258H156ZM170 259H171V257H170ZM176 259H177V258H176ZM176 259H175V260H176ZM191 259H192V258H191ZM191 259H190V260H191ZM224 259H225V258H224ZM226 259H227V258H226ZM250 259H251V258H250ZM262 259H263V258H262ZM172 260H173V259H172ZM215 260H216V259H215ZM215 260H214V261H215ZM234 260H235V258H234ZM252 260H253V259H252ZM141 261H142V260H141ZM181 261H182V260H181ZM183 261H184V260H183ZM186 261H187V260H186ZM192 261H193V260H192ZM197 261L200 262L199 260H197ZM229 261H230V260H229ZM249 261H250V260H249ZM258 261H259V260H258ZM155 262H157V261H155ZM178 262H179V261H178ZM189 262H190V261H189ZM253 262H254V261H253ZM256 262H257V261H256ZM146 263H147V262H146ZM146 263H145V264H146ZM167 263H168V262H167ZM174 263H175V262H174ZM201 263H206V262H200V264H201ZM214 263H215V262H214ZM228 263L231 264L230 262H228ZM249 263H250V262H249ZM258 263H259V262H258ZM156 264H157V263H156ZM163 264H164V263H163ZM170 264H172V262H171ZM188 264H190V263H188ZM196 264H197V263H196ZM212 264H213V263H212ZM226 264H227V263H226ZM232 264H233V263H232ZM243 264H244V263H243ZM250 264H251V263H250ZM256 264H257V263H256Z\"/></svg>",
  "mask_w": 264,
  "mask_h": 264
},
{
  "label": "snow or ice",
  "instance_id": "6c2138e0",
  "mask_svg": "<svg viewBox=\"0 0 264 264\" xmlns=\"http://www.w3.org/2000/svg\"><path fill=\"white\" fill-rule=\"evenodd\" d=\"M30 119L33 120V121H35L36 117H35V116H31ZM172 179L175 180L176 177H173ZM170 199H174V198H171V197H170ZM262 221H264V214L261 215L260 220H258V221H253V223H255V224H257V225L259 226V225H261V222H262ZM202 227H203V226H202Z\"/></svg>",
  "mask_w": 264,
  "mask_h": 264
}]
</instances>
